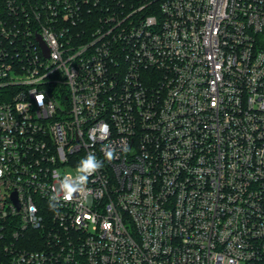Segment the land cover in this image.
<instances>
[{"label": "built area", "instance_id": "1", "mask_svg": "<svg viewBox=\"0 0 264 264\" xmlns=\"http://www.w3.org/2000/svg\"><path fill=\"white\" fill-rule=\"evenodd\" d=\"M0 264H264V0H0Z\"/></svg>", "mask_w": 264, "mask_h": 264}, {"label": "clouds", "instance_id": "2", "mask_svg": "<svg viewBox=\"0 0 264 264\" xmlns=\"http://www.w3.org/2000/svg\"><path fill=\"white\" fill-rule=\"evenodd\" d=\"M105 158L110 161L113 158V152L107 151L105 153ZM102 167V162L95 156V154L90 153L83 158L76 169L77 175L74 178L65 176L61 181L60 186L64 192V199L67 200L71 198L74 192L82 189L83 186L88 183V178ZM51 199L55 200L56 197H52ZM50 207L55 209L56 204L50 203Z\"/></svg>", "mask_w": 264, "mask_h": 264}]
</instances>
